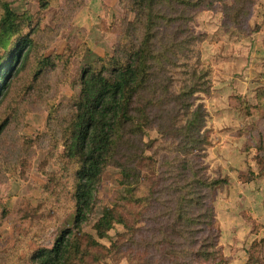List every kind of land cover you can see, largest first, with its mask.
Here are the masks:
<instances>
[{
  "label": "rangeland",
  "instance_id": "374dc122",
  "mask_svg": "<svg viewBox=\"0 0 264 264\" xmlns=\"http://www.w3.org/2000/svg\"><path fill=\"white\" fill-rule=\"evenodd\" d=\"M8 1L16 14L31 17L26 32L35 53L55 61L35 77L41 63L33 56L0 103V264H32L34 252L53 247L73 226L75 167L62 158L61 132L74 112L82 74L114 55L134 15L123 0H45L46 8L40 0ZM233 1L208 0L188 24L198 37L189 63L205 67L210 89L189 101L192 110L202 107L197 162L208 177L227 182L215 188L208 205L222 264H246L250 253L252 263L264 264V108L257 107V92L264 89V0H239L240 16L227 9ZM174 65L163 67L180 79L183 58ZM167 104L168 117L154 108L143 134L128 135L118 147L116 161L132 169L130 177L113 165L103 173L96 208L82 227L100 245L87 264H157L161 258L154 248L172 218L169 171L186 157L180 147L190 140L185 123L170 121L176 108ZM108 208H116L126 223L100 239L93 226Z\"/></svg>",
  "mask_w": 264,
  "mask_h": 264
},
{
  "label": "trees",
  "instance_id": "16d2710c",
  "mask_svg": "<svg viewBox=\"0 0 264 264\" xmlns=\"http://www.w3.org/2000/svg\"><path fill=\"white\" fill-rule=\"evenodd\" d=\"M207 1L123 0L134 15V20L125 25V42L118 44L114 55L99 59L97 66L94 64L84 70L74 112L61 132L62 158L75 167L71 196L75 211L73 226L58 235L53 247L34 252L30 257L32 264H87L86 257L100 245L93 236L84 234L82 227L96 208L101 177L111 165L121 167L125 178L130 177L132 169L116 161L118 147L124 139H130L128 135L143 134L144 127L153 122L154 108H162L168 117L170 110L163 109L168 102L176 108L170 121L186 124L185 137L190 143L180 147L186 150V157L172 164L169 171L172 218L164 226L158 248H154L161 253L157 264L224 263L218 247L220 234L211 227L213 211L208 205L215 188L227 182L211 179L197 162L201 157L198 148L203 144L200 135L202 107L192 110L189 101L195 94L210 90L206 87L209 80L202 75L205 67L189 63L191 48L198 37L188 24ZM40 3L42 8L47 7L45 0ZM239 4V0H234L227 9L234 7L235 15L240 16L244 12L243 5ZM30 19L26 14H16L10 1L0 0V50L3 51L0 56V103L9 92L13 77L27 72L33 56L41 63L35 77L44 76L48 68L55 65L52 59H43L35 53L33 39L26 32V27L32 23ZM179 58H183L185 64L180 79L178 72L176 76L169 75V70L163 67L166 62L174 65ZM17 63L19 67L14 70ZM257 99V107L262 110L264 89L257 92ZM2 130L0 128V133ZM125 223L116 208H108L93 230L98 238L104 239L115 224ZM261 228L257 225L256 233ZM168 233L172 235L169 240ZM165 242H169L167 247L163 246ZM216 259L219 260L216 262ZM251 261L250 253L246 264H255Z\"/></svg>",
  "mask_w": 264,
  "mask_h": 264
}]
</instances>
